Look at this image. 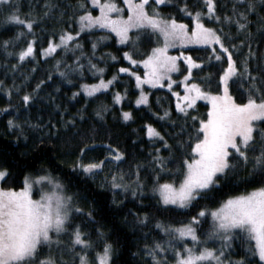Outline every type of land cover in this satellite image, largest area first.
<instances>
[{
    "label": "trees",
    "instance_id": "trees-1",
    "mask_svg": "<svg viewBox=\"0 0 264 264\" xmlns=\"http://www.w3.org/2000/svg\"><path fill=\"white\" fill-rule=\"evenodd\" d=\"M82 2L89 6L88 0ZM214 3L215 14L221 20L205 17L204 23L223 29L224 44L229 47L233 59L240 66L241 60L247 57L250 70L257 76V86H260L264 81V28L259 27L257 13H249L252 23L247 30H238L234 22L223 19L225 14L233 15L234 0H214ZM49 4L54 6L49 7ZM184 5L193 13L196 10L207 11L204 0H169L159 8L164 16H174L191 25V17L181 11ZM236 6L244 10L243 0ZM257 7L259 15H264V5L260 0H257ZM12 8L19 10L22 19H33L31 34H27L28 30L23 25L7 21ZM91 10L97 12L95 8ZM80 13L77 0H8L7 4L0 6V167L9 169L11 179L8 186L11 187L22 186L25 175L45 172L54 175L72 196L74 207L81 209L70 215L69 228L79 224L88 238L97 241L96 251L102 246L97 230L103 233V239L114 247L115 264H154L147 253L155 242L168 239L156 223L186 224L200 207L215 208L228 195L252 187L243 182L252 165H245L234 158L235 168L221 175L219 185L188 208L159 203L158 195L153 192L157 173L161 182H179L182 162L190 156L189 137L198 127V121L192 117L206 118L208 105L198 101L194 108L187 110V114L182 113L176 107L178 99L165 87H147L148 104L135 103L139 89L131 72L142 76L144 69L142 64H132L123 53L129 52L133 59L142 60L157 44L156 35L149 30L135 38L131 36L128 43H118L113 33L103 29L85 30L76 38L81 48H75L73 41L68 49L59 48L52 56L43 57L41 49L47 47L49 39L56 41L62 31L75 32L78 29L76 17ZM17 32L27 35L12 44ZM4 40H9L7 51ZM29 40L34 44V58L30 56L20 61L16 53ZM93 42L96 43L95 49L92 48ZM232 45L236 47L232 48ZM211 47H216L226 60V54L218 45ZM249 49L254 55H247ZM184 52L193 59L204 61L200 68L192 69V80L206 91H219V74L222 66L226 67L225 60H209L210 46L188 47ZM77 64L82 67L77 68ZM93 64L103 68L104 72H96L91 67ZM120 67H128L131 72L120 73ZM113 75L117 78L108 89L86 95L81 88L82 84L96 83L101 78L109 80ZM248 88L249 81L242 78H235V82L229 84L230 92L238 102L245 98L244 90ZM117 92L121 94L119 102L114 99ZM25 94L31 97L27 104L23 101ZM125 111L131 113L127 120L122 115ZM9 120L13 121L12 126H9ZM149 124L161 133L163 140L147 135ZM258 128L264 129V123L258 124ZM254 136L258 152L259 131H255ZM109 145L124 153L120 161H115L118 176L125 184L123 190L99 183L91 175L73 167L75 163L70 161L83 156L102 159L111 150ZM85 146L81 153L80 149ZM256 152L250 151L249 156ZM157 156L165 164L164 171L153 159ZM133 190L137 193L135 196L132 195ZM88 212L92 213L91 218L87 216ZM145 214L147 219H144ZM209 218H202L197 225L201 238H205L211 228ZM59 239L60 245H53L52 251L57 256L63 253L68 264H79L68 250L70 235L62 233ZM247 247L246 240L237 234L231 240L226 259L239 260L245 256ZM42 251L46 252L47 248ZM80 251V246H77L75 252ZM93 255L94 251L89 249V259Z\"/></svg>",
    "mask_w": 264,
    "mask_h": 264
},
{
    "label": "snow or ice",
    "instance_id": "snow-or-ice-1",
    "mask_svg": "<svg viewBox=\"0 0 264 264\" xmlns=\"http://www.w3.org/2000/svg\"><path fill=\"white\" fill-rule=\"evenodd\" d=\"M169 0H90L86 6L82 0H77V6L81 9V14L76 17L78 29L73 31H62L58 39L54 42L49 39L46 48L41 49L43 55H49L59 48L68 49L70 42H75V48L82 45L76 40L80 33L94 28L109 29L115 33L118 43H125L130 39L131 30H151L160 39L155 47L144 55L142 60L133 59L129 52H124L123 56L130 60L132 64H142L146 71L143 76L136 72H131L128 67H120V73L131 72L136 78V86L143 84L155 86L162 84L167 79L165 87L171 88L175 81L172 73L181 71L178 60L183 58L186 63V73L182 77L184 94L173 93L179 99L177 109L187 114L189 108H194L198 99H206L210 106L207 109L206 118L192 117L198 121V127L194 129V135L189 137L190 156L185 157L182 162V169L179 171L180 179L160 181L159 173L155 178L153 192L158 195L159 203L162 205H175L179 208H188L198 198H205L215 186L220 183V176L235 168L234 158L242 161L245 165L251 163L252 170L243 179L245 184L253 185L235 195H228L218 207H200L196 215L190 217L186 224L173 225L158 221L156 227L163 232L168 239L163 242H155L149 251V255L155 264H169L166 253H172L174 259L171 264H264V129H259L258 124L264 123V81L257 86V76L250 70L247 57L240 62V66L233 59L229 47L224 44L222 35L223 29L209 27L204 23L205 17L214 18L220 21L221 17L215 14L214 0H204L207 11L196 10L194 13L184 5L181 11L187 12L191 17L192 26L182 20L173 17H166L159 11V6L168 3ZM241 0H234L232 6V16L225 14L226 22H234L238 30H247L252 23L249 20V13H257L259 17V27L264 28V15H259L257 0H243L244 10L237 8L236 4ZM8 3V0H0V6ZM264 5V0H260ZM54 5L49 4V7ZM88 7L98 9V14L93 15ZM126 11V15L124 14ZM31 15V14H29ZM7 19L23 25L28 34L33 28V19H22L17 8H12ZM250 34V33H249ZM25 35L24 32H17L15 38L19 39ZM34 39V37H33ZM100 39H104L101 37ZM241 44L244 42L241 41ZM9 40H4L6 46ZM179 45H207L210 46L209 60H225L221 53L213 45H218L226 54V67L222 66L219 74V91L210 92L202 90L201 84L183 83L192 75L193 68H200L204 64L203 60L193 59L186 52L178 55L170 53L169 49ZM235 48L236 45H232ZM92 48H96L93 42ZM12 54V53H9ZM20 61L26 57L34 58V44L32 40L27 42L16 53ZM248 56L254 55L249 49ZM79 60V57L76 58ZM116 59L115 56L112 57ZM59 63V61H57ZM77 68L82 66L77 64ZM96 72L103 73V68L91 65ZM117 77L113 75L109 80L103 78L96 84H82L81 88L86 95H93L100 89H106ZM235 78H242L249 81V88L244 90L245 98L241 102L232 95L229 89L230 82H235ZM2 83V82H0ZM39 84L36 85L39 88ZM76 95V93H74ZM147 93L141 90L140 95L135 100L137 105L148 104ZM31 97L28 94L23 96L25 104ZM114 99L119 102L121 94L115 93ZM181 102L183 106H181ZM99 115V112L97 113ZM124 119H129L130 112L122 113ZM168 115L167 112L164 113ZM9 126L13 121H8ZM260 133V147L256 152L257 140L254 132ZM147 135L149 137L160 138L161 133L151 124L147 125ZM167 145V141H164ZM85 148H81L83 153ZM108 153L109 158L120 161L124 153L119 149L112 148ZM256 152L249 156V152ZM159 152V149H157ZM160 165V170H165V164L159 156L153 158ZM103 161L82 163L77 159L73 167L81 169L87 175H95L102 170ZM11 173L6 167H0V264H68L63 253L57 256L53 251V245L59 246V239L62 233H68L71 237L69 251L73 253V260L79 264H91L88 257V250L92 249L94 255L92 260L98 264H115L113 256L115 253L112 243L103 239V233L97 230L98 238L102 241L99 251H96L97 241L87 237L81 230L79 224L69 228L71 212H80L79 207H72V196L64 193L63 185L46 172L42 175L31 177L25 175L22 186H8ZM122 177L112 175V188H123L122 183L117 180ZM46 183L51 186L48 191H41L38 197L34 196L33 188L36 184ZM137 193L132 191V195ZM87 216L91 218L92 213ZM211 217L212 225L205 239L219 236L224 241H231L239 234L245 239L248 245L245 256L239 260L224 259V251L214 248L199 246L203 241L197 233L196 225L202 218ZM144 219H147L145 214ZM185 237H190L192 243H183L176 246L175 241H183ZM80 246L81 251L75 252V248ZM47 248V251H42ZM164 254V255H158ZM251 257V259H249ZM258 257V259H257Z\"/></svg>",
    "mask_w": 264,
    "mask_h": 264
},
{
    "label": "rangeland",
    "instance_id": "rangeland-1",
    "mask_svg": "<svg viewBox=\"0 0 264 264\" xmlns=\"http://www.w3.org/2000/svg\"><path fill=\"white\" fill-rule=\"evenodd\" d=\"M11 1H13V0H11ZM88 3L90 4V0H88ZM86 6H88L87 5V2H86ZM160 7V6H159ZM92 8H94V7H88V10H90V11H92L91 9ZM159 11H160V8H159ZM93 13V12H92ZM81 14V13H80ZM79 14V15H80ZM98 14V9H97V12L96 13H93V15H97ZM125 15L127 14L126 13V11H125V13H124ZM78 17V16H77ZM7 21H9V22H12L11 20H9V19H7ZM77 21V20H76ZM184 23H186V22H184ZM77 24H78V21H77ZM186 24H188V23H186ZM190 26V28H191V26H192V24L191 25H189ZM95 29H99V28H94L93 30H95ZM90 30H92V29H90ZM103 30H106V31H108V32H111L109 29H103ZM145 29H141V30H131L130 31V33H129V36H130V38H131V36L133 37V38H135L139 33H143V31H144ZM149 31H151V30H149ZM112 33V32H111ZM151 33L155 36V34L151 31ZM28 34V33H27ZM27 34H25V35H23V36H26ZM114 35H115V33H113ZM23 36H21V37H23ZM116 36V35H115ZM20 37V38H21ZM156 37H157V40H156V43H158V41H159V37L156 35ZM156 37H155V39H156ZM20 38L19 39H15L14 41H13V43L12 44H14V43H16L17 41H19L20 40ZM21 41V40H20ZM130 41V39L127 41V42H125V43H128ZM55 42V41H54ZM157 45V44H156ZM155 45V46H156ZM27 45H25L24 47H26ZM154 46V47H155ZM201 46H207V45H185V46H183V47H180L179 45H177L176 47H174V48H171V49H169V51H170V53L171 54H173V55H178L180 52H184V49H186V48H188V47H201ZM214 46V45H213ZM54 53V52H53ZM53 53H50L49 55H43V57H49V56H52L53 55ZM177 63L180 65V69H181V71L180 72H178V73H172L171 75H172V79L175 81V83H173L172 84V86H171V88H168V87H165L164 85L165 84H167V79L165 78V80L162 82V84H157V85H155V86H152V85H148V84H143V85H141L140 87H138V89H139V95H140V92H141V90H143L144 92H146L147 94H148V91L146 90V88L148 87V88H156V87H165V88H167V89H169V90H171V92L172 93H180V96L182 97L183 96V94H184V88H183V86H182V83H181V81H182V77H183V75H185V73H186V63L184 62V60H183V58H181L180 60H178L177 61ZM142 67H143V69H144V72L146 71V69L144 68V66L142 65ZM143 76V75H142ZM105 81H107V80H105ZM99 82V81H98ZM98 82H96V83H98ZM192 82H195L194 80H192V75H191V77H189V79L187 80V81H184L183 83H192ZM96 83H92V84H96ZM88 85H91V84H88ZM110 86V85H109ZM109 86H108V88H109ZM180 86V87H179ZM178 87V88H177ZM108 88H106V89H108ZM83 90V89H82ZM102 90H105V89H100L99 91H102ZM202 90H204L203 88H202ZM204 91H206V90H204ZM84 92V91H83ZM98 92V91H97ZM85 93V92H84ZM96 93V92H95ZM175 96V95H174ZM177 99H179L177 96H175ZM147 98H148V95H147ZM198 101H201V102H204V103H206L207 105H208V107L210 106V103H209V101L208 100H206V99H198L196 102H198ZM183 103L184 102H181V106H183ZM196 104V103H195ZM140 105H144V104H140ZM110 151V150H109ZM109 151L107 152V154H106V156L104 157V158H102V159H97L96 157H89V158H86L85 156H83V157H81V158H74V159H71L70 161L72 162V163H75L76 164V162H77V159H79L82 163H89V162H99V161H103L104 162V164H103V168H102V170H99V171H97L96 172V174L93 176V175H91V177L93 178V179H95V180H97L99 183H101V184H103V185H111V187H112V184H111V180H112V175L113 174H115V175H117V177H119L118 176V173H117V170H116V160H114V159H112V158H109V156H108V153H109ZM48 175H50L51 177H53L54 179H56V180H58L54 175H52V174H50V173H47ZM40 175H42V174H40ZM35 176H38V175H34V176H32L31 175V177H35ZM59 181V180H58ZM59 183L62 185V183L59 181ZM117 183H122L123 185H124V187L123 188H118L119 190H123L124 188H125V184H124V181H122L121 179H118L117 180ZM50 188H51V186L50 185H48V184H46V183H43V184H36L35 186H34V188H33V193H34V196L35 197H38L39 196V194H40V192L41 191H48V190H50ZM63 190H64V193L65 194H67V192L65 191V189H64V186H63ZM68 195V194H67ZM71 206L72 207H74V203H73V201H72V203H71ZM171 206H175V205H171ZM175 207H178V206H175ZM218 207V206H217ZM179 208V207H178ZM71 214H72V212H71ZM70 214V215H71ZM210 219V221H211V223H212V220H211V217L209 218ZM196 230H197V225H196ZM210 230V229H209ZM208 230V231H209ZM167 239H163L161 242H163V241H166ZM201 240L203 241V244L202 245H198V247L199 246H206V247H210V248H214V249H217V250H223L224 251V259H226V256H227V251H228V247H230V244H231V241H224L222 238H220L219 236H216V237H212L211 239H205V238H201ZM175 243H176V246L177 247H180L183 243H188V244H191L192 243V241H191V238L190 237H185L184 239H183V241H179V240H177V241H175ZM215 244H216V247H215ZM158 255H164V254H160V253H158ZM166 255H167V257H168V261H169V264H171V261L174 259V257H173V255H172V253L169 251L168 253H166ZM147 256H150L149 255V252L147 253ZM89 257V256H88ZM90 258V257H89ZM150 258H151V256H150ZM152 259V258H151ZM90 261H91V264H98V261H92V259H89ZM154 264H155V262L153 261V260H151ZM213 264H215V262H213Z\"/></svg>",
    "mask_w": 264,
    "mask_h": 264
}]
</instances>
